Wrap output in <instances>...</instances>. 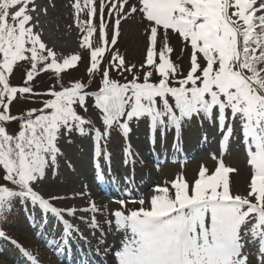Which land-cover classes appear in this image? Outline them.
<instances>
[{
  "label": "snow or ice",
  "instance_id": "obj_1",
  "mask_svg": "<svg viewBox=\"0 0 264 264\" xmlns=\"http://www.w3.org/2000/svg\"><path fill=\"white\" fill-rule=\"evenodd\" d=\"M71 7L82 34L81 46L90 50L89 79L101 73L97 90L89 91L90 86L80 80L68 86L61 82L60 74L82 56H64L60 62L35 30L38 17L32 13L40 9L33 0H0V221L6 219L18 198L22 204L31 201L53 214L62 222L65 235L73 230L63 216H74L78 209L51 203L69 197L45 198L37 190L47 179L49 168L53 176L58 175L62 132L68 137L74 130L81 135L91 132L95 157L101 155L103 142L104 155L110 159L106 142L115 131L125 138V162L134 166L138 153H133L127 139L133 120L148 118L153 146L157 129L164 141L174 128L176 147L186 120L202 116L211 122L215 113L223 130V146L234 132V123L227 116L230 111L232 118L239 117L252 167L246 195L231 193L230 174L237 170L221 160L210 174L202 165L191 183L181 173L170 186H156L148 201L139 200L138 209H127V202L121 200L122 210L109 214L90 201L79 211L91 213V217L80 219L104 235L97 214L110 215L112 218L104 223L109 228L114 223L118 231H125L121 247L114 253L117 264H249L243 251L246 238L258 243V262L264 264V0H75ZM82 13L87 20L80 19ZM137 15L147 34L141 70H150L143 72L142 80L134 74L131 80L120 82L111 77L112 70L135 73V65H128L113 50L108 66L103 67L100 62L106 49L93 45L90 38L98 31L99 43L106 45L111 24L110 43L115 46L122 22ZM161 29L164 43L158 50ZM168 30L183 41L182 52L191 49L186 74L170 59L174 49ZM20 62L30 68L25 85L13 86L10 74ZM48 70L56 75L59 90L49 88L46 94L51 98L41 101L39 109L12 115L11 102L18 94H33L34 74ZM89 99L103 130L86 128L93 121L77 110L87 111ZM14 121H19L18 130L10 132L7 124ZM83 195L75 193L74 197ZM146 203L150 205L147 208ZM0 238H6L2 230ZM10 242L20 247L29 264H39L38 256L17 241Z\"/></svg>",
  "mask_w": 264,
  "mask_h": 264
},
{
  "label": "rangeland",
  "instance_id": "obj_2",
  "mask_svg": "<svg viewBox=\"0 0 264 264\" xmlns=\"http://www.w3.org/2000/svg\"><path fill=\"white\" fill-rule=\"evenodd\" d=\"M73 3V0H64L62 4L64 5L65 9L58 10L55 0H33V4L39 7L40 9L39 13H32L34 18L38 17V23L35 30L41 34L42 41L47 45V47L52 48L57 53V56L61 58L60 62H62V58L64 56L77 54L82 56L81 60L85 59L84 63H86V60L88 63V58H90V50H85L81 46L82 34L80 29L77 27L75 13L71 7ZM30 7H32V5H30ZM80 19L82 21H85L87 20V16L82 13ZM107 19L108 17L107 15H105V20L107 21ZM94 23L98 28V17L94 18ZM111 34L112 25L108 24L107 39L109 42L105 45V51L110 53L113 50L118 51L119 54L125 58L126 63L128 65H135L136 69L135 73H129L125 71L117 72L115 70H112L111 74H117V76L119 75L124 78H130L134 74H137L139 77H143V72L148 71L150 69L145 67L143 70H141V65H143L145 62L147 34L145 33L143 26L141 25L140 17L137 15L122 22L121 34L118 37V42L115 46L111 45L110 43ZM163 37L164 31H160V47L164 43ZM168 37L170 46L174 49L173 53L170 54L171 60L180 66L182 72L186 70L188 71L189 56L191 51L190 47L182 52L181 49L184 48L185 45L181 38L178 36V34L172 33L171 30H168ZM90 39L93 45H102L101 43H99L98 31L95 32ZM61 53L63 55H61ZM201 62L203 63L202 60ZM74 68L67 69L66 73L63 75L60 74L61 82L65 86H68L72 81H75V75L78 73L73 74ZM19 74V68L15 69L14 72L10 74V83L13 86L25 85V82L19 81ZM42 75L46 78V84H43V87L47 85L48 88H55L56 90H59L60 83H58L57 77L53 71L48 70L42 72ZM28 95L30 96L29 103H20V105L16 107L17 110H20L22 107L28 106L32 102L33 98L31 96H33V94ZM36 104H39V101H37ZM87 113L90 119H97L94 120L96 126L101 127V130H103L98 120V113L94 109L89 110ZM213 121L214 122L208 127V129H201L199 127V129L196 131L195 136L198 135L196 144H198L199 147L202 149L200 151L195 150L190 155L186 154L187 161L184 160L183 162H181L182 158L177 159V155H170V162H166L163 165V171L162 169H160V165L158 166V168L155 165V167L149 172L143 169L142 167H139L138 163L135 165L136 167H138L141 179H143L144 176H147V179L144 180L147 181L146 187H148V190L145 192V196L143 197L144 200H149L150 196L154 194V189L156 186H170L169 182L172 181L178 174L182 173L183 176L187 179V181L191 183L194 181L195 178H197V174L202 165L209 170L210 174L211 171L215 169V167L221 160L226 166L232 167L237 170L236 172L230 174L231 188L234 194H247V192L249 191L252 167L248 163V156L246 154L245 144L243 142L239 117L232 118L230 114L229 121L234 123V132L231 138L225 142L226 144L224 148H221L220 138L222 135H220L221 133H219L214 126L218 123L215 119ZM146 129L147 127L145 124L143 126L134 124L132 126V131L130 134V144L133 153H138V157H140V159L136 158V160L141 161L142 159L144 162L149 163V161H153V159L149 157L152 154L148 152L146 147V134L148 132ZM184 135L186 141L193 146V143L190 141V133H188V131H185ZM205 135L206 138L209 136V139L205 140ZM214 135L216 136L217 142L213 138ZM196 144L194 147H197ZM106 146L113 153L111 161L113 165V178H120L122 174H127V170L123 167V157L120 152L116 150L115 141L113 140V138L109 139ZM71 147L73 149H71ZM79 147H84L85 149H80ZM62 148L64 152L58 156L57 160L58 175L53 176L51 171L47 173V179L43 181L39 186H37V190L41 193V195H43L45 198H49L50 196L54 195H64L66 197H69L68 199H63L62 201H51V203H53V205L57 207L65 206V204L68 203H72V205L77 207L80 201H82L84 204L86 203V201H83V199L80 198H94L97 203L101 206V208L109 214L112 213L114 210H122L121 204H118L116 201H112L111 203L105 205V203L101 201L103 195L95 190L93 168L90 165L89 161L91 157L90 154L86 151V149L91 148L90 145L87 142H78V140H75L72 143H69L65 140V143ZM191 150H193V148ZM208 152H210V154H207ZM211 154L213 156H211ZM71 160L74 162L76 169H74L72 165L69 166V162L71 164ZM172 160H177L178 163H174ZM130 172L131 170L128 173ZM123 178H126V176ZM119 185H125V183ZM75 193H84V195L74 197ZM118 201L120 202V199ZM149 206L150 205L147 203L144 205V207L146 208ZM23 211L24 210L22 209V205H18L13 209V214H16L15 225L12 226V231L14 234L19 235L24 241H26V243L33 245L35 248L38 247V245L33 242V239H35V235L40 234L47 239L55 237L54 232L51 233V235L47 233L45 229L47 225H45L43 229H40L44 224L42 222L34 224L32 227L28 226V222L24 216ZM42 214L43 211L38 214H33V216L35 215L34 218H36L41 216ZM111 218L112 217L110 215L105 216L103 214L102 218H100V221L102 222L100 223V228L105 230L106 233L109 227L104 222L105 220ZM81 225L80 230L84 232L85 238L90 241L89 244L92 246H97L98 244L96 242L94 243L90 239L94 235L99 237L98 233L100 229H90L87 224L84 226ZM113 229L117 230L114 223L110 231H112ZM115 230L114 232L116 234L117 232ZM121 232L122 235L120 240H123L125 232ZM56 238L60 240L62 236L57 234ZM67 238L69 239L70 236H67ZM75 242H78V240L75 239ZM36 251V253H40L42 251L43 254L44 249L40 246V248L36 249ZM243 251L249 257V264H259L258 243H252L249 238H246L245 247ZM45 254L48 256L50 255L49 253ZM12 259L15 260V256ZM47 262L51 264H53L54 262L56 263L57 258L53 259L49 257ZM14 264L16 263L14 262ZM19 264L26 263H22L21 261H19Z\"/></svg>",
  "mask_w": 264,
  "mask_h": 264
},
{
  "label": "trees",
  "instance_id": "obj_3",
  "mask_svg": "<svg viewBox=\"0 0 264 264\" xmlns=\"http://www.w3.org/2000/svg\"><path fill=\"white\" fill-rule=\"evenodd\" d=\"M161 43L158 44V47H160ZM171 59V57H170ZM85 60V59H84ZM84 60H81V61H78L76 65H74L72 68H74V71H73V74L75 73H78L75 75V80H80L82 82H84L85 84L89 85V91H93V90H97L98 89V86H99V82H100V78H101V73L100 72H97L95 77L93 79H89V75L87 74L86 72V69L87 67H89L90 65L87 64V60H86V63H84ZM111 60V56L109 55V52H106L104 54V56L101 58V65L103 67H107L108 66V62H110ZM156 60L158 62V56L156 57ZM89 65V66H88ZM14 70L19 68L20 69V74H19V78H20V82L23 81L25 82L26 80V71L30 68V65L27 64L26 62H20V65L19 66H14ZM66 70L65 69L61 75L65 74L66 73ZM183 74H186L187 73V70L186 71H183L182 72ZM137 75V74H135ZM111 77L113 79H117L119 80L120 82H125L126 80H131L133 78L130 77H122V76H117V74H111ZM140 79L142 80L143 77H140ZM153 80H156L157 77L154 75L152 77ZM46 78L42 75V72H37L34 74V80L31 84L32 88H33V96H31L33 98L32 102L28 105V106H25V107H22L20 110H17L16 107H18L20 105V103H29V95H20L18 94L17 95V98L14 99L13 102H11V105H10V111H11V114L12 115H22L25 113L26 110L28 109H32V108H37L39 109L42 105H41V101L43 100H46V99H49L51 98L50 96H48L46 93H47V90L49 89L48 86H44L43 87V84H46ZM22 86V85H21ZM39 101V104H36V102ZM87 104H88V109L87 111H85L84 109H80L79 107L77 108L79 114H81L82 116H84L85 118L87 119H90L89 116H88V111L89 110H93L94 108L92 107V100L89 99L87 101ZM95 110V109H94ZM96 111V110H95ZM216 114L214 113L213 116H215ZM195 118L192 117L191 120ZM201 118H203L201 116ZM204 119V118H203ZM91 120V119H90ZM191 120H187V121H191ZM93 121V125H87L86 128H91L92 126H95V122L94 120ZM18 126H19V121H14V122H11L9 124H7V128L10 132H14L16 130H18ZM91 132H86L85 134L81 135L79 134L78 132H76L75 130L70 134V137L68 136H65L62 132V139L66 141L69 140V138L71 139V143L75 140H78V142H88L91 138V136L89 135ZM74 138V139H73ZM155 145H159V140H157L155 142ZM155 146V147H156ZM80 149H84V147H79ZM0 183H3L2 180H0ZM18 205H22V203L20 202V200L17 198L13 201V207L11 209V211L9 213L6 214V219L0 221V224H6V222H10V220H12L13 217L16 216V214H13V209L14 207L18 206Z\"/></svg>",
  "mask_w": 264,
  "mask_h": 264
},
{
  "label": "bare ground",
  "instance_id": "obj_4",
  "mask_svg": "<svg viewBox=\"0 0 264 264\" xmlns=\"http://www.w3.org/2000/svg\"><path fill=\"white\" fill-rule=\"evenodd\" d=\"M56 4H57V8L58 10H64V5L62 4V2H64V0H55ZM60 13V12H59ZM61 55H63L61 53ZM149 164H151V161H149ZM119 241L115 242V238L112 235L111 232V239L109 240V242L104 245L103 248H99L98 253L102 254V260H101V264H116V259L113 256V251L117 250L119 248ZM111 248V251H106L107 249ZM90 249V248H89Z\"/></svg>",
  "mask_w": 264,
  "mask_h": 264
}]
</instances>
